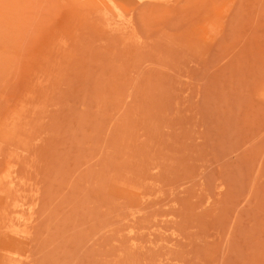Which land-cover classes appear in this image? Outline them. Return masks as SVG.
<instances>
[{
    "label": "rangeland",
    "instance_id": "obj_1",
    "mask_svg": "<svg viewBox=\"0 0 264 264\" xmlns=\"http://www.w3.org/2000/svg\"><path fill=\"white\" fill-rule=\"evenodd\" d=\"M0 264H264V0H0Z\"/></svg>",
    "mask_w": 264,
    "mask_h": 264
},
{
    "label": "bare ground",
    "instance_id": "obj_2",
    "mask_svg": "<svg viewBox=\"0 0 264 264\" xmlns=\"http://www.w3.org/2000/svg\"><path fill=\"white\" fill-rule=\"evenodd\" d=\"M203 3H204V2H203ZM201 10H202V9H201ZM195 11H196V10H195ZM204 11H205V10H204ZM187 14H188V13H187ZM117 15H118V14H117ZM121 19H122V18H121ZM121 19H120V20H121ZM132 26H133V25H132ZM109 27H111V26L109 25ZM115 27H116V26H115ZM111 28H112V27H111ZM121 28H122V27H121ZM114 29H115V28H114Z\"/></svg>",
    "mask_w": 264,
    "mask_h": 264
}]
</instances>
